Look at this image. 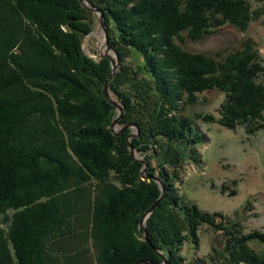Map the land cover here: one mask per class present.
<instances>
[{
    "label": "trees",
    "instance_id": "16d2710c",
    "mask_svg": "<svg viewBox=\"0 0 264 264\" xmlns=\"http://www.w3.org/2000/svg\"><path fill=\"white\" fill-rule=\"evenodd\" d=\"M93 1L104 8L106 0ZM259 2L149 0L107 11L110 44L132 62L127 92L112 79L110 88L122 122L140 128L142 153L159 144L183 159L185 130L194 123L178 115L175 103L183 100L182 111L206 91L224 95L219 125L241 126L250 136L264 130V65L255 44L239 41L213 55L185 48L225 28L247 30L264 18ZM80 8L78 0H0V264L158 263L152 247L178 257L185 243L197 247L202 227L225 238L223 252L212 248L215 257H172L168 264H264V254L248 245L264 244V232L241 235L221 213L193 203L175 208L171 189L143 241L137 222L157 190L108 128L112 108L94 84L107 74L87 69L80 39L90 28H80ZM111 169L119 174L115 184Z\"/></svg>",
    "mask_w": 264,
    "mask_h": 264
},
{
    "label": "rangeland",
    "instance_id": "374dc122",
    "mask_svg": "<svg viewBox=\"0 0 264 264\" xmlns=\"http://www.w3.org/2000/svg\"><path fill=\"white\" fill-rule=\"evenodd\" d=\"M78 1L80 9H83L80 28H86L85 25L90 28L89 32L80 39L81 53L86 58L87 67H91L87 69L96 76L107 74L103 82L98 77L94 78L96 80L94 84L101 93L100 100L112 108L108 128L114 138L123 139L130 158L140 164L138 169L141 179L152 181L157 190L158 197L146 211L140 214L137 222V229L143 241L148 243L149 218L160 201L168 197L170 189L175 199L173 203L175 208H185L188 207L187 203H193L201 211L221 213L225 216L223 221L229 220L231 225L237 224L241 235H247L252 231L264 232V130L250 136L241 126L229 130L219 125L218 110L224 95L217 90L206 91L197 94L193 104L184 107V111L180 108L183 100L179 98L175 103L176 108L179 106L178 115L193 119L194 123L192 129L185 130V139L189 145H186L183 151L180 149L183 159L177 161L176 152L173 151L174 155L168 147H159V144L148 143L146 152L142 153L143 145L138 146L140 128L132 122H122L124 112L121 101L119 102L110 88L112 79L116 80L117 85L125 86L121 90L127 92L126 87L132 83L129 68L132 62L124 52L121 50L118 52V48L113 49L110 44L113 40L107 26V11L112 12L121 8L122 6H118L120 4L132 8L140 1L149 0H106V2L101 1L105 6L100 9L95 6L93 0ZM248 2L252 7L260 5L259 0H248ZM247 39L255 44L264 65V18L251 22L245 31L225 28L222 33L210 36L204 41L190 43L185 48L213 55L221 49L238 46L239 41ZM151 57H154V54L151 53ZM101 66L104 72L100 70ZM171 81L176 84L174 79ZM83 83L87 86L85 81ZM96 86L92 87L93 94H97ZM208 116L213 117L216 122L206 123L202 120L203 117ZM116 172L111 169L109 174L114 184V177L119 175ZM222 188L228 190L223 191ZM231 190L235 191V195L230 196ZM160 223L158 221V224ZM199 238L197 247L185 243L178 257L171 250L170 257L164 256L161 250L152 247L160 262L142 260L140 263L168 264V259L172 257L175 259L181 257L185 259V263H190L199 258L215 257L212 248L219 253L223 252L225 238L220 233L206 231L202 227ZM248 245L258 256L264 254V244L250 241ZM220 263L224 264L222 260L215 264Z\"/></svg>",
    "mask_w": 264,
    "mask_h": 264
},
{
    "label": "water",
    "instance_id": "95a60500",
    "mask_svg": "<svg viewBox=\"0 0 264 264\" xmlns=\"http://www.w3.org/2000/svg\"><path fill=\"white\" fill-rule=\"evenodd\" d=\"M80 1H82V0H80ZM95 10V9H94ZM97 11V10H96ZM101 21H102V16H101ZM103 29H104V27H103ZM104 33L106 34V30L104 29Z\"/></svg>",
    "mask_w": 264,
    "mask_h": 264
},
{
    "label": "bare ground",
    "instance_id": "6f19581e",
    "mask_svg": "<svg viewBox=\"0 0 264 264\" xmlns=\"http://www.w3.org/2000/svg\"><path fill=\"white\" fill-rule=\"evenodd\" d=\"M100 2V1H99ZM100 9V8H99ZM125 130V129H124Z\"/></svg>",
    "mask_w": 264,
    "mask_h": 264
}]
</instances>
